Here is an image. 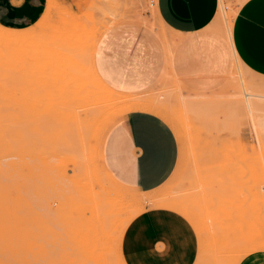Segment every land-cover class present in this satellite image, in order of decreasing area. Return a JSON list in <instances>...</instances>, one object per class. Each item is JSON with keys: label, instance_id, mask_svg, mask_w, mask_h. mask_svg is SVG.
Wrapping results in <instances>:
<instances>
[{"label": "rangeland", "instance_id": "374dc122", "mask_svg": "<svg viewBox=\"0 0 264 264\" xmlns=\"http://www.w3.org/2000/svg\"><path fill=\"white\" fill-rule=\"evenodd\" d=\"M246 1H224L219 27L229 38ZM220 16L219 4L213 23ZM161 20L157 0H48L42 18L30 28L0 23V264H125L126 226L151 205L173 209L191 221L199 235L196 264H240L264 251V77L240 61L236 77L202 90L183 82L181 87L167 72L149 90L124 95L133 105L108 101L104 87L93 84L90 56L101 31L134 23L165 35ZM74 74L82 77L74 79ZM72 81H78L72 85L79 92ZM67 83L72 93L62 87ZM80 85L88 86L86 93ZM244 86L258 105L254 111L241 106ZM63 91L72 99L82 91L79 96L92 102L74 108ZM54 94L62 96L55 103ZM51 102L55 110L49 109ZM133 110L160 115L180 143L172 176L147 193L99 172L105 169L100 151L104 135ZM77 116L86 120L78 124ZM47 127L54 129H49L52 134ZM81 183L97 195L82 193Z\"/></svg>", "mask_w": 264, "mask_h": 264}, {"label": "crops", "instance_id": "0c3cea01", "mask_svg": "<svg viewBox=\"0 0 264 264\" xmlns=\"http://www.w3.org/2000/svg\"><path fill=\"white\" fill-rule=\"evenodd\" d=\"M47 1L0 0V23L30 28L42 18ZM219 4L220 0H157L165 35L134 23L104 31L94 54L99 77L125 96L149 90L167 72L181 87L183 82L213 90L236 77L240 61L264 77V0H247L239 8L232 41L219 27L222 15L213 23ZM100 151L115 183L147 193L172 176L179 163L180 143L160 115L133 110L109 128ZM198 236L181 213L151 205L126 226L122 256L125 264H196ZM240 264H264V251L248 255Z\"/></svg>", "mask_w": 264, "mask_h": 264}, {"label": "bare ground", "instance_id": "6f19581e", "mask_svg": "<svg viewBox=\"0 0 264 264\" xmlns=\"http://www.w3.org/2000/svg\"><path fill=\"white\" fill-rule=\"evenodd\" d=\"M224 1H225V0H220L221 15H222V12H223V9H224V3H225ZM230 27H231V26H230ZM232 27H233V26H232ZM108 28H109V26H107L106 29H108ZM230 29H231V30H230V31H231V33H230V38H231V40H232V28H230ZM222 30H223V29H222ZM57 31H58V30H57ZM61 31H62V30H61ZM61 31H60L59 33H61ZM103 31H104V30H103ZM103 31H101V32L99 33V34H100V35H99V38H100V36L102 35ZM72 32H73V30H72ZM74 32H75V30H74ZM92 32H93V31H92ZM92 32H91V33H92ZM55 33H56V32H55ZM67 33H68V32H67ZM95 34H96V33H95ZM60 35H61V34H58V36H60ZM62 35H63V34H62ZM64 35H65V34H64ZM64 35H63V36H64ZM73 35H74V33H73ZM91 35H92V34H91ZM68 36H69V35H68ZM70 36H71V35H70ZM74 37H75V36H74ZM62 38H63V37H62ZM66 38H67V37H66ZM99 38H98V40H99ZM60 39H61V38H60ZM69 39H70V37H69ZM86 39H87V38H86ZM62 40H63V39H62ZM64 40H65V39H64ZM70 40H71V39H70ZM70 40H69V41H70ZM65 41H66V40H65ZM89 41H90V40H89ZM60 42H61V41H60ZM97 42H98V41H97ZM64 44H65V43H64ZM66 44H67V43H66ZM73 44L75 45V43H73ZM73 44H72V45H73ZM86 44H87V43H86ZM96 44H97V43H96ZM67 45H68V44H67ZM70 46H71V45H70ZM75 46H76V45H75ZM75 46H74V47H75ZM95 46H96V45H95ZM68 47H69V46H68ZM72 47H73V46H72ZM70 48H71V47H70ZM74 49H76V48H73V50H74ZM74 51H75V50H74ZM84 51H85V50H84ZM85 52H86V51H85ZM56 56H57V55H56ZM90 57H91V60H92V64H91V65H92V68H91V69H92L93 72H91V73L94 75V82H93L94 86L97 88V87L100 85V86H101V89L104 87V91H105L104 94H105L106 97L108 96V101H109V99H110V101H112V103L115 101V99H118V101H117L116 103H118V102H124V103H125V102H128L129 104L133 105V102H131L130 100L127 101L128 99H126V98L124 97V95L115 92L113 89H111L109 86H107V85L102 81V79L99 77V75H98V73H97V71H96V68H95V64H94V53H92V55H91ZM83 58H84V57H83ZM62 59H63V58H62ZM65 61H68V59H67V60L65 59ZM237 61H238V60H237ZM67 63H68V62H67ZM67 63H65V65H66ZM84 63H85V62H84ZM76 64L81 65V64H83V63H81V64H80V63H76ZM76 64H74V65H76ZM83 65H85V64H83ZM70 66H71V65H70ZM72 67H73V65H72ZM77 67H78V66H77ZM73 68L75 69V67H73ZM78 68H79V67H78ZM80 68H81V66H80ZM70 69H72V68H70ZM70 69H69V70H70ZM69 70H68V71H69ZM77 70H78V69H77ZM64 72H66V71H64ZM73 72H75V71H73ZM81 72H83V71L81 70ZM76 73H77V72H76ZM91 73H90V75H89L90 77H91ZM67 74H68V72L65 73V75H67ZM71 74H72V72H71ZM80 74H81V73H80ZM88 74H89V73H88ZM61 75H62V74H61ZM68 75H69V74H68ZM74 75H75V74H74ZM78 76H79V75H78ZM63 77H64V76H62L61 78H63ZM65 77H66V76H65ZM67 77H68V76H67ZM67 77H66V78H67ZM69 77H70V76H69ZM72 77H73V76H72ZM80 77H82V76L80 75ZM80 77H78V78L80 79ZM90 77H89V78H90ZM70 78H71V77H70ZM75 78L78 79V78L76 77V75L74 76V79H75ZM63 79H64V78H63ZM71 79H73V78H71ZM74 79H73V80H74ZM81 79H82V78H81ZM91 79H93V77H92ZM68 80H69V79H68ZM86 80H88V79L86 78ZM69 81H70V80H69ZM76 82H78V81H76ZM76 82H75V81H74V82L72 81L70 84H71V85H72V84H73V85H76V84H74V83H76ZM67 84H68V86H65V85H64V86H62V87H64V88H65V87H68V89H69L71 92L68 91V89L65 88V89L67 90V93H68V92L72 93V88H73L74 86L72 85L73 87H71V85L69 86V83H67ZM78 84H80V83H78ZM243 85H244V84H243ZM77 86H79V85H77ZM80 86H81V85H80ZM85 86H86V85H85ZM85 86H81V87H83V88H82V91L84 90V92L86 91V88L88 87V86H87V87H85ZM102 86H103V87H102ZM70 87H71V89H70ZM81 87H80V90H81ZM74 88L77 89V87H74ZM74 88H73V89H74ZM78 88H79V87H78ZM84 88H85V89H84ZM89 88H90V87H89ZM59 89H61V88H59ZM98 89L100 90V87H99ZM62 90H63V89H62ZM89 90H90V89L87 90V93H92V92H90ZM74 91H75V90H73V93H74ZM82 91H81V92H82ZM88 91H89V92H88ZM59 92H60V91H59ZM63 92H64V93H63ZM63 92H62V94L66 95V98H67V96H68V98L70 99V101H69V99H68L69 102H67V103H69V104H73L72 106H74V108H75V106H76V108H78L79 106L77 107V105H79V104H85V103L89 102L90 100H92V99H90V100H88V101H87V99H86V100H83V99H85V98H87V97H86L85 95H84V98H82L81 96H79L81 92L78 94V93H77V92H79L78 89H77V92H76V93H77L76 95H78V97L73 98V99L71 98V97H73V96H72L73 94H71V95H70L71 97H70V96H69L70 93L67 95V93H65V91H63ZM47 93H48V92H47ZM85 93H86V92H85ZM48 94H49V93H48ZM59 94H60V93H59ZM59 94H58V95H59ZM51 95H53V94H51ZM56 95H57V94H56ZM99 95H100V94H99ZM252 95H253V94L249 93V92L247 91L246 87L244 86V96H245V100H243V103H241V104H242L241 106L244 107V108H246V109H248V110H250V111H254V110L257 108V106H258V105L255 103V101L251 99V96H252ZM74 96H75V95H74ZM88 96H89V95H88ZM100 96H102V95H100ZM47 97H49V96H47ZM59 97L62 98V96H60V95H59ZM59 97H58V96L55 97V94H54V97H51V98H53V102H54V101H56V100L58 101V98H59ZM55 98H57V99L55 100ZM64 98H65V97H63V99H64ZM66 98H65V99H66ZM88 98H90V97H88ZM96 98H97V96L95 95V101L98 100V99H96ZM47 99H50V97L47 98ZM51 100H52V99H51ZM57 101H56V102H57ZM60 101H61V99H60ZM93 101H94V100H93ZM91 102H92V101H90V103H91ZM101 102H102V101H101ZM54 103H55V102H54ZM67 103L62 102V104H64V107H65V104L67 105ZM97 103H98V101H97ZM114 103H115V102H114ZM100 104H101V103H100ZM102 104H103V102H102ZM51 105H52V102L50 103V107H49V109L55 110L54 107H51ZM89 105H90V104H89ZM137 105H138V104H137ZM82 106H83V105L80 106L81 109H83ZM86 106H88V105H86ZM92 106H94V105H92ZM95 106H96V104H95ZM115 106H116V105H115ZM59 107H60V109H61L62 111H64V110L67 111V110H68V109H67V110H66V109L63 110L64 107H63V108H61V106H59ZM66 107L69 108V109L72 108V107H70V105H69V107H68V106H66ZM84 107H85V106H84ZM45 108H47V106H45ZM85 108H86V107H85ZM56 109H58V108H56ZM91 109H93V108H91ZM132 109H136V108H132ZM204 109H205V108H204ZM70 110H72V109H70ZM95 110H97V109L95 108L94 110H90V111H92V112H90V113H92V114L94 115V113H96ZM58 111H59V110H58ZM74 111H75V110H74ZM82 111H83V110H82ZM84 111H86V110L84 109ZM93 111H94V112H93ZM145 111H148V110H145ZM52 112H54V111H52ZM71 112H73V111H71ZM54 113H55V112H54ZM54 113H52V114H54ZM59 113H60V111H59ZM61 113H62V112H61ZM48 114H49V115H52L51 113H48ZM55 114H56V113H55ZM68 114H69V113H68ZM80 114H81V113H80ZM86 114H87V113H86ZM86 114H85V116H87ZM96 114H97V113H96ZM56 115H57V114H56ZM65 115H67V114H65ZM74 115H75V112H74ZM98 115H99V114H98ZM100 115H101V114H100ZM61 116H62V114H61ZM61 116H60V119L63 117V116H62V117H61ZM71 116H73V113L71 114ZM51 117H52V116H51ZM54 117H55V116H54ZM66 117H68V115H67ZM69 117H70V116H69ZM69 117H68V118H69ZM77 117H79V116H77ZM77 117H76V118H77ZM87 117H88V116H87ZM99 117H101V116H99ZM70 118H71V117H70ZM53 119L55 120V118H53ZM66 119H67V118H66ZM71 119H73V117H72ZM71 119H70V122L72 121ZM74 119H75V116H74ZM77 119H78V118H77ZM80 119L83 120V121L86 120V118H84V117H79V119H78V121H79L78 124L80 123ZM100 119H101V118H100ZM51 120H52V119H51ZM54 120H53V121H54ZM68 120H69V119H68ZM97 120H98V119H97ZM97 120H96V121H97ZM53 121H51V122H53ZM60 121L62 122V120H60ZM75 121H76V120H75ZM96 121H95V122H96ZM51 122H50V123H51ZM65 122H66V121H65ZM65 122H64V125H65V126H66V124L68 125L69 122H68V123L66 122V124H65ZM48 123H49V122H48ZM71 124H72V123H70V125H69V126H66V127H70ZM82 124H83V123H82ZM80 125H81V124H80ZM80 125H79V126H80ZM90 125H93L92 127H94V124H90ZM49 126H50V125H49ZM49 126H48V127H49ZM54 126H55V125H54ZM48 127H47V128H48ZM50 127H51V126H50ZM63 127H64V126H63ZM72 127H73V126H72ZM72 127H70V128H72ZM64 128H65V127H64ZM90 128H91V126H90ZM49 129H50V128H48L47 130L49 131ZM52 129H53V128H52ZM52 129H50V130L52 131ZM80 129H81V127H80ZM65 130H67V129L65 128ZM72 130H74V129H70V131H72ZM89 130H91V129H89ZM51 131H49V132L52 134L53 132H51ZM53 131H54V129H53ZM80 131H81V130H79V128H78V131H77V132H80ZM45 132H47V131H45ZM84 132H85V134H86V130H85V129H82V132H80V133L82 134V133H84ZM87 132H88V131H87ZM47 133H48V132H47ZM50 133H48V134H50ZM70 133H72V132H70ZM51 134L48 135V136H51ZM75 134H76V133H75ZM87 134L89 135V133H87ZM66 135H67V134H66ZM76 135L78 136V133H77ZM76 135H74V133H73V136H74V137H75ZM82 135H83V134H82ZM44 136H45V135H44ZM77 136H76V137H77ZM45 137H46V136H45ZM65 137H66V136H65ZM78 137H79V136H78ZM78 137H77V138H78ZM84 137H85V136H84ZM86 137H87V136H86ZM86 137H85V138H86ZM47 138H48V137H47ZM49 138H51V137H49ZM82 138H83V136H82ZM82 138H81V139H82ZM79 139H80V138H79ZM79 139H76V141H77L78 143H79V141H78ZM65 140H66V138H65ZM65 140H64V142H65ZM67 140H69V138H68ZM67 140H66V142H68ZM70 140H72V139L70 138ZM87 140H88V139H87ZM87 140H86V141H87ZM82 142H85V140L82 141ZM88 142H89V141H88ZM51 143H52V142H51ZM85 143H87V142H85ZM49 144H50V142H49ZM66 144H67V143H66ZM70 144H72V143L70 142ZM79 144H80V143H79ZM79 144H78V145H79ZM67 145H68V144H67ZM74 145H75V144H74ZM84 146H86V144H85ZM88 146H89V143H88ZM71 147H72V146H71ZM76 147H77V146H76ZM80 147H81V146H80ZM94 147H95V146H94ZM96 147H97V146H96ZM73 148H74V147H73ZM77 148H78V147H77ZM85 148H86V147H85ZM88 148H89V147H88ZM81 149H82V148H81ZM64 150L66 151V149H64ZM78 150H80V148L76 149V151H74V152L77 153ZM96 150H97V149H96ZM70 151H73V150H69V152H70ZM81 151H82V150H81ZM88 151H89V150H88ZM88 151H87V152H88ZM74 152H73V153H74ZM84 152H85V150H84ZM87 152H86V154H87ZM66 153H67V152H66ZM71 153H72V152H71ZM78 153H79V152H78ZM82 153H83V152H82ZM95 153H96V152H95ZM69 154H70V153H69ZM80 154H81V153H80ZM70 155H71V154H70ZM72 156H73V155H72ZM95 156H97V155H95ZM65 157H66V156H65ZM73 158H74V157H73ZM86 158H88L87 155H86ZM71 159H72V157H71ZM77 159H78V157H77ZM79 159H80V158H79ZM94 159H95V157H94ZM97 159H98V158H97ZM62 160L64 161L65 159H62ZM72 162H73V161H72ZM75 162H76V161H75ZM75 162H74V163H75ZM77 162L79 163L80 160H78ZM86 162H87V161H86ZM86 162H85V163H86ZM96 162H97V161H96ZM66 163H67V162H66ZM64 164H65V162H64ZM67 164H68V163H67ZM67 164H65V165H67ZM79 164H80V163H79ZM98 164H99V162H98ZM75 165H76V164H75ZM99 165H100V164H99ZM75 167H76V166H75ZM97 168H98V170H99V166H97ZM100 171H101L102 173H104L106 176L110 177L109 174L107 173V171H106L105 169H103V171H104V172H103V171L101 170V168H100L99 172H100ZM110 178H111V177H110ZM74 181H75V179H74ZM98 182H99V181H98ZM83 183H84V182H83ZM81 184H82V183H81ZM99 184H100V182H99ZM83 185H84V184H82V187H81V192H82V193H84L85 195L91 196V197H93L94 195H97V194H96L97 192H94L95 188H93L94 190L92 189L93 186H92V187L89 186V187H90V188H89V191H90L91 189L93 190V191H90V194H91V195H90L89 193L86 192V190H85V188H84L85 185H84V186H83ZM89 185H90V184H89ZM83 191H84V192H83ZM132 196H133V195H132ZM132 199H133V198H132ZM90 200H91V199H90ZM100 204H101V203H100ZM99 232H100V231H99ZM105 237L107 238V236H105Z\"/></svg>", "mask_w": 264, "mask_h": 264}]
</instances>
